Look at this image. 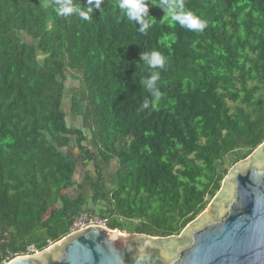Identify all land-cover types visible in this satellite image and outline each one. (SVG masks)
Listing matches in <instances>:
<instances>
[{
  "label": "trees",
  "instance_id": "1",
  "mask_svg": "<svg viewBox=\"0 0 264 264\" xmlns=\"http://www.w3.org/2000/svg\"><path fill=\"white\" fill-rule=\"evenodd\" d=\"M158 2L141 34L118 0H104L91 22L59 16L54 0H0L3 254L60 239L89 202L110 229L178 234L219 189L224 158L235 153L233 164L264 140V0H184L208 23L200 33ZM153 51L166 57L163 69L140 60ZM157 73L158 100L141 85ZM68 76L78 82L72 113L86 117L95 153L62 110ZM71 142L87 161H116L109 189L90 179L82 192L77 159L63 151Z\"/></svg>",
  "mask_w": 264,
  "mask_h": 264
},
{
  "label": "water",
  "instance_id": "2",
  "mask_svg": "<svg viewBox=\"0 0 264 264\" xmlns=\"http://www.w3.org/2000/svg\"><path fill=\"white\" fill-rule=\"evenodd\" d=\"M4 264H264V140L231 166L206 208L178 234L91 224Z\"/></svg>",
  "mask_w": 264,
  "mask_h": 264
},
{
  "label": "clouds",
  "instance_id": "3",
  "mask_svg": "<svg viewBox=\"0 0 264 264\" xmlns=\"http://www.w3.org/2000/svg\"><path fill=\"white\" fill-rule=\"evenodd\" d=\"M57 14L61 17H78L81 21L91 22L94 9L102 10L104 0H86L82 5L74 0H54ZM150 0H118L119 10L126 18L138 25V31L146 34L152 26L149 15ZM153 5V4H152ZM163 10L171 21L178 23L182 28L188 31L203 32L208 23L206 20L198 17L193 11L186 8L184 0H159L158 4L153 5ZM140 60L150 69H163L166 64V57L161 53L153 51L151 53H141ZM158 73L150 75L149 78L141 80V85L148 90L150 95L159 99L160 92L157 86ZM147 107V103L144 105Z\"/></svg>",
  "mask_w": 264,
  "mask_h": 264
},
{
  "label": "rangeland",
  "instance_id": "4",
  "mask_svg": "<svg viewBox=\"0 0 264 264\" xmlns=\"http://www.w3.org/2000/svg\"><path fill=\"white\" fill-rule=\"evenodd\" d=\"M44 1H50V0H44ZM42 57H43V55L38 53V59L42 60ZM77 90H78V82L76 80L71 79L68 76L66 81H65L64 96H63V100H62V110L66 114V121H67L68 125H70L72 127L80 128L84 131V133L86 134V138H85L83 144L85 146H87L90 151L95 153L96 148L93 144V141H92V138L90 135V131L87 130L88 121H87L86 117H84L82 114L77 115V114L72 113L71 97ZM70 144L71 145L69 147L63 149V151L65 154L72 155L73 157H75L77 159V167H76V171L74 173L73 179L76 182L81 183L82 185L85 186V189H82V192L84 194H86L87 190L90 187V182H91L90 179L93 181H100V183H102V187H104L106 190L109 189V184H110V182H112L113 170L116 167V161L111 160L108 164H104L103 162L98 160L99 157H97V155H95V157L97 159V160L95 159L96 161L93 159L87 161L86 155H84V154L80 155L77 148L74 147V144H72V142ZM233 158H235V153L228 154L224 158V160L221 164V168H225L226 173L231 168V166L234 164V163L232 164ZM84 162H86V163H84ZM96 165H98L100 167L101 177H99L98 172L96 171V167H95ZM75 191H77V190L75 189ZM81 211H84V212L89 211L88 213L96 214L99 216L97 208H95L93 205H91L90 202L87 203L86 206L81 208ZM136 222H137L136 220L123 221V224L125 227H128V226L130 227V226L136 224ZM122 232H127V231L124 230ZM0 255L3 256L2 250H1ZM5 262H7V260L1 261L0 264H4Z\"/></svg>",
  "mask_w": 264,
  "mask_h": 264
},
{
  "label": "built area",
  "instance_id": "5",
  "mask_svg": "<svg viewBox=\"0 0 264 264\" xmlns=\"http://www.w3.org/2000/svg\"><path fill=\"white\" fill-rule=\"evenodd\" d=\"M91 224H98V225H102V226L107 227V218L98 216L96 214H91L88 212H81V213H79L73 217V221L69 227V232H72V231L77 230V229H81V228H83L87 225H91ZM3 239H4V235L0 236V254H1V244H2ZM38 250L39 249H37L34 245H28L25 248V250L20 254L28 255V254H32ZM5 252L6 253H4L3 256L0 255V258L2 261H5V260L8 261L9 259L12 258L11 253L9 251H5ZM16 255H18V254H16Z\"/></svg>",
  "mask_w": 264,
  "mask_h": 264
},
{
  "label": "flooded vegetation",
  "instance_id": "6",
  "mask_svg": "<svg viewBox=\"0 0 264 264\" xmlns=\"http://www.w3.org/2000/svg\"><path fill=\"white\" fill-rule=\"evenodd\" d=\"M89 189H90V187H89ZM89 189H88V190H89Z\"/></svg>",
  "mask_w": 264,
  "mask_h": 264
}]
</instances>
